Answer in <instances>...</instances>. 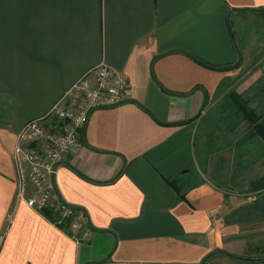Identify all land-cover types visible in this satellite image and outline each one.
Wrapping results in <instances>:
<instances>
[{
  "label": "crops",
  "instance_id": "0c3cea01",
  "mask_svg": "<svg viewBox=\"0 0 264 264\" xmlns=\"http://www.w3.org/2000/svg\"><path fill=\"white\" fill-rule=\"evenodd\" d=\"M263 23L264 0H0V264L236 261L207 260L216 252L243 258L245 245L233 241L227 222L243 205L233 200L256 194L247 190L264 166L248 184L235 172L227 191L205 176L197 130L209 108L224 99L235 105L234 89L252 94L244 102L263 123ZM195 59L238 66L214 70ZM101 63L127 79L126 101L90 112L54 177L61 199L86 216L90 236L78 243L51 212L17 198L32 187L27 165L18 171L12 153L20 128L46 117ZM252 127L236 123L229 141L251 137Z\"/></svg>",
  "mask_w": 264,
  "mask_h": 264
},
{
  "label": "built area",
  "instance_id": "2783aa9c",
  "mask_svg": "<svg viewBox=\"0 0 264 264\" xmlns=\"http://www.w3.org/2000/svg\"><path fill=\"white\" fill-rule=\"evenodd\" d=\"M90 74L93 79L89 78ZM127 91V79L101 63L77 79L46 117L27 122L16 134L12 158L18 171L20 163L27 165L26 178L32 187L28 196L21 189L17 198L35 212H51L53 223L67 226L78 243L85 242L90 236L86 216L66 204L57 193L54 185L56 170L66 155L77 149L79 133L90 112L124 103ZM48 116L53 119L51 124L44 123Z\"/></svg>",
  "mask_w": 264,
  "mask_h": 264
},
{
  "label": "rangeland",
  "instance_id": "374dc122",
  "mask_svg": "<svg viewBox=\"0 0 264 264\" xmlns=\"http://www.w3.org/2000/svg\"><path fill=\"white\" fill-rule=\"evenodd\" d=\"M252 25L257 26L260 23H252ZM253 33L260 38V31ZM235 90L231 91L234 102H236L235 105H227L230 100L224 99L225 103L216 104L214 107L209 108L197 130L199 133L197 134L198 139L201 135L203 137L201 139L205 143L204 152L200 151V146H197L196 150L198 160L201 157L200 162L203 164L202 169L205 176L219 182L218 184L227 191L231 190L228 183L234 181L236 174L238 177H244L245 180L243 181L248 184L255 180L256 175L258 176V168L264 166V140L258 135L259 131H256L258 134L254 132V127H252L251 137L243 132L241 135H236L234 142L229 141L228 135L232 131L230 128L236 123L239 124L249 119L252 124H256L252 118H257L253 106L261 107V105L253 103L252 108L254 110H252L249 104L244 102L245 96L251 98L252 94L248 95V91L245 93L244 91ZM262 107L261 111L264 112V105ZM218 113H221L220 117H223L219 121L217 120ZM216 124L219 125V128ZM247 164H251V173L245 167ZM235 172L237 173L235 174ZM257 178L264 179V177ZM247 192H250V190H247ZM232 202L236 205H243L240 208L238 207L232 214L230 223L227 222L229 234L233 241L242 246L245 245L244 257L249 259L264 258V191L259 194L248 195L243 200H233ZM229 263L241 264L236 261H230Z\"/></svg>",
  "mask_w": 264,
  "mask_h": 264
},
{
  "label": "trees",
  "instance_id": "16d2710c",
  "mask_svg": "<svg viewBox=\"0 0 264 264\" xmlns=\"http://www.w3.org/2000/svg\"><path fill=\"white\" fill-rule=\"evenodd\" d=\"M196 61H198L200 64L204 65L205 67H208V68H211V69H214V70H228L230 68H235L236 66H238V64H235V65H229V66H225V67H212L210 65H207L197 59H195ZM253 120L255 121L256 124H252V126L254 127L255 129V133L258 134L256 131H259V136H261V138L264 140V125L263 123H260L259 122V119L258 118H255V117H252ZM251 118V119H252ZM251 120L249 119L248 122H250ZM250 192L251 193H257L259 194L260 192H263L264 191V179H258L256 180L255 182H253L250 187ZM226 256L228 258H231L233 260H236V261H239L240 263H244V262H251L252 264H263L264 263V258H259V259H248V258H242V257H237V256H232V255H228L226 253H222V252H216V253H213L211 254L209 257H207V260L208 259H212L216 256Z\"/></svg>",
  "mask_w": 264,
  "mask_h": 264
}]
</instances>
